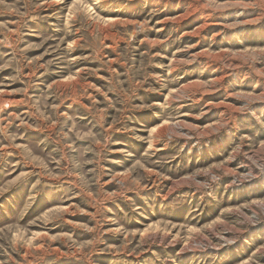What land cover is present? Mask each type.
Masks as SVG:
<instances>
[{"label":"rangeland","instance_id":"rangeland-1","mask_svg":"<svg viewBox=\"0 0 264 264\" xmlns=\"http://www.w3.org/2000/svg\"><path fill=\"white\" fill-rule=\"evenodd\" d=\"M0 264H264V0H0Z\"/></svg>","mask_w":264,"mask_h":264},{"label":"bare ground","instance_id":"bare-ground-1","mask_svg":"<svg viewBox=\"0 0 264 264\" xmlns=\"http://www.w3.org/2000/svg\"><path fill=\"white\" fill-rule=\"evenodd\" d=\"M250 22V21H249ZM207 25V24H206ZM204 26V25H203ZM226 26V25H225ZM223 54V53H222ZM248 104V103H247ZM223 106V105H222ZM241 178V177H240ZM240 178H239V181H237L238 182V184H237V186L238 187H244V186H247L248 184H250L251 182H249V181H246V182H244V181H240ZM248 180V179H247ZM236 181V180H235Z\"/></svg>","mask_w":264,"mask_h":264}]
</instances>
